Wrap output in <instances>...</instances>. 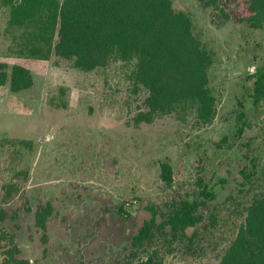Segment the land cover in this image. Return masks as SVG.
<instances>
[{"label": "rangeland", "instance_id": "obj_1", "mask_svg": "<svg viewBox=\"0 0 264 264\" xmlns=\"http://www.w3.org/2000/svg\"><path fill=\"white\" fill-rule=\"evenodd\" d=\"M174 5L192 14L216 52L211 84L217 111L208 123L194 115L130 123L133 111L146 109L145 95L129 91L126 66L116 62L84 72L55 58L34 70L30 89L0 87V204L4 185L16 181L21 189L9 204L24 207L16 220L0 225V237L15 233L30 264H126L133 235L150 217L148 205L164 207L198 195L203 186L216 196L202 208L217 215V224L192 246L188 239L158 245L166 264H218L247 206L263 191L264 103L253 101L251 75L264 66V27L236 21L234 0H222V10L200 0ZM7 19L8 9L0 6V55L10 43ZM165 161L174 168L171 185L161 178ZM25 170L26 181L19 174ZM47 203L54 212L44 242L35 213ZM7 243L0 239V258Z\"/></svg>", "mask_w": 264, "mask_h": 264}, {"label": "trees", "instance_id": "obj_2", "mask_svg": "<svg viewBox=\"0 0 264 264\" xmlns=\"http://www.w3.org/2000/svg\"><path fill=\"white\" fill-rule=\"evenodd\" d=\"M200 1L220 9L222 0ZM234 1L236 21L264 27V0ZM0 6L8 9L5 32L10 40L8 51L0 55V87L8 84L12 92L30 89L35 84L34 70L49 66L55 58L84 72L107 69L116 62L126 66L123 77L129 91L145 95L146 109L133 111L129 121L135 126L168 115L183 119L194 115L204 123L215 117L218 98L211 68L216 52L197 32L192 14L176 9L174 0H0ZM251 79L255 105L264 103V66ZM243 131L239 127V134ZM161 167V178L171 185L173 166L165 161ZM19 174L24 181L29 177L27 170ZM20 189L16 181L4 185L0 225L16 220L24 209L9 204ZM215 197L203 186L198 195L189 193L164 207L148 205L150 217L133 235L126 264H166L160 241L173 245L188 239L194 245L217 224V215L202 208ZM25 208L32 211L30 206ZM118 210L129 215L123 207ZM53 212V204L47 203L35 213L44 242ZM0 239H9L2 245L0 264H30L20 255L15 233L5 231ZM218 264H264V189L247 206L245 221Z\"/></svg>", "mask_w": 264, "mask_h": 264}]
</instances>
